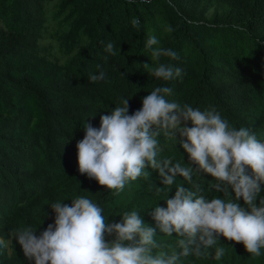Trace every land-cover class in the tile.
I'll return each instance as SVG.
<instances>
[{
  "label": "trees",
  "instance_id": "16d2710c",
  "mask_svg": "<svg viewBox=\"0 0 264 264\" xmlns=\"http://www.w3.org/2000/svg\"><path fill=\"white\" fill-rule=\"evenodd\" d=\"M151 35L160 41L153 47L178 53L179 59L160 62L181 68L180 77L164 81L147 73ZM108 43L115 56L106 52ZM97 65L106 78L91 82L89 74L101 70ZM157 86L172 89L168 101L201 111L214 106L237 129L246 116L263 124L264 0H0V238L9 241L0 249V264H29L9 233L43 221L39 235L54 222L49 205L56 201L71 204L83 196L102 207L110 222L137 211L155 227L151 208L166 206L178 186L223 196L205 175L194 174L193 183L177 175L164 186L148 167L115 191L79 173L76 143L85 122L98 128L100 115L124 98L131 113ZM158 140V158L190 166L176 139L161 133ZM155 239L161 247L154 255L179 251L175 234L157 229ZM216 247L225 248L221 260L189 257L182 264H264V249L254 257L223 237Z\"/></svg>",
  "mask_w": 264,
  "mask_h": 264
},
{
  "label": "clouds",
  "instance_id": "9594fccd",
  "mask_svg": "<svg viewBox=\"0 0 264 264\" xmlns=\"http://www.w3.org/2000/svg\"><path fill=\"white\" fill-rule=\"evenodd\" d=\"M131 23L134 28L140 26L137 18ZM165 30L172 32L173 28ZM159 44L155 35L148 37L145 48L151 49V63H144L145 70L164 81L180 77L181 68L160 62L162 57L177 60L178 53L153 47ZM106 52L116 55L112 43L107 44ZM97 68L101 70L89 74V81L106 78L101 66ZM171 94L170 87L157 86L131 113L129 99L124 98L121 106L100 115L98 128L86 121L85 135L76 143L79 173L115 191L136 181L148 167L158 171L164 186L173 185L177 175L189 183H193L194 174L205 175L215 181L211 188L223 196L209 198L199 193L198 186L197 190L178 186L164 200L166 206L157 203L151 208L155 227L137 211H126L119 221L110 222L102 207L83 196L72 199L71 204L56 201L49 205L54 222L39 235L43 221L39 227H17L9 233L29 264H182L189 257L221 260L225 248L216 247L221 237L242 244L254 257L262 255L264 119L259 124L256 117L246 116L237 129L214 106L201 111L168 101ZM261 108L264 111V105ZM161 133L177 140L190 166L158 158ZM157 229L166 236H178L179 251L154 255L161 247L155 239ZM8 243L0 238V249H7Z\"/></svg>",
  "mask_w": 264,
  "mask_h": 264
}]
</instances>
